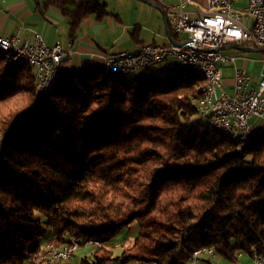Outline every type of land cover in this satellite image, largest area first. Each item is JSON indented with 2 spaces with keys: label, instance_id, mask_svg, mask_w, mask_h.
<instances>
[{
  "label": "trees",
  "instance_id": "obj_1",
  "mask_svg": "<svg viewBox=\"0 0 264 264\" xmlns=\"http://www.w3.org/2000/svg\"><path fill=\"white\" fill-rule=\"evenodd\" d=\"M34 1L59 9L73 35L107 15L104 0ZM6 55L0 48V264H49L37 258L43 246L71 237L99 244L79 264H185L201 247L232 263L264 253V138L243 145L209 130L195 115L202 76L62 69L38 102L34 69ZM123 229L135 236L115 255Z\"/></svg>",
  "mask_w": 264,
  "mask_h": 264
},
{
  "label": "built area",
  "instance_id": "obj_2",
  "mask_svg": "<svg viewBox=\"0 0 264 264\" xmlns=\"http://www.w3.org/2000/svg\"><path fill=\"white\" fill-rule=\"evenodd\" d=\"M153 1L162 6L172 32L177 37H184L177 40L176 44L166 46L145 44L132 52L97 54L95 56L99 63H107V70L110 72L143 70L158 73L182 64L202 66L209 74V83L196 102L195 115L204 120L206 126H224L228 131L239 134L242 143L246 141L248 133L264 131V74L253 81L247 67L238 64L239 59L247 64L249 58L229 54L221 49L232 44L264 49V0H246L244 12L235 8L234 0H206L207 7L203 11L186 10L188 0L173 3L168 0ZM244 15L251 19L250 26L244 23ZM0 41L5 46L19 48V55L32 58L37 74L42 77L40 94L44 91L50 74L62 67V62L73 54L70 50H63L58 44L48 46L38 33L22 44L14 37H0ZM261 63L264 64V60ZM223 65L232 68L230 89L223 84ZM252 117L261 122L258 130H254L249 123ZM55 241L53 239L44 245L47 246L46 259L54 258L55 263L69 260L71 247L78 241L69 239L68 244L58 247V254H49V246L55 245ZM97 246L96 241H84V248ZM92 251L93 249L88 251L87 258H90ZM215 255L212 248L201 247L191 253L185 264H198L204 257L210 262ZM238 256L241 257L242 254ZM251 259L252 264H264V253L259 254L253 247Z\"/></svg>",
  "mask_w": 264,
  "mask_h": 264
},
{
  "label": "crops",
  "instance_id": "obj_3",
  "mask_svg": "<svg viewBox=\"0 0 264 264\" xmlns=\"http://www.w3.org/2000/svg\"><path fill=\"white\" fill-rule=\"evenodd\" d=\"M104 1L107 15L102 19L90 17L84 20L73 35L68 18L57 8L51 7L42 13L34 0H0V37H14L19 44H22L38 33L48 46L58 44L63 50L72 51L73 54L63 61L62 69L79 73L98 69L99 60L95 56L97 54L132 52L145 44L162 46L171 44L166 32V28L168 31L170 28L163 8L157 2L153 0ZM176 1L168 0L170 3ZM245 4L246 0H234L235 8L241 12H244ZM206 7V0H188L185 8L189 11H203ZM243 21L246 25H251V19L245 15ZM172 40L176 43L179 37L177 40L173 38ZM243 47L248 50H241L240 48ZM253 50L255 49L244 44H232L228 45L224 51L249 58L247 64L242 59L238 60V64L246 66L249 76L255 81L260 76L253 78L255 67L261 62L247 55L246 52ZM221 69L227 88L230 89L232 68L223 65ZM144 73L146 74V71ZM249 123L254 130H258L261 124L255 117L250 118ZM83 252L84 250H81L80 254ZM239 258L242 259L243 264L251 262L243 255ZM69 263L71 262L66 264ZM199 264H210V262L204 257Z\"/></svg>",
  "mask_w": 264,
  "mask_h": 264
},
{
  "label": "bare ground",
  "instance_id": "obj_4",
  "mask_svg": "<svg viewBox=\"0 0 264 264\" xmlns=\"http://www.w3.org/2000/svg\"><path fill=\"white\" fill-rule=\"evenodd\" d=\"M0 48L7 52L6 58H7V61L9 63H11V62H18V63H24V64L26 63V64L30 65L31 68L34 69L33 73L35 74L34 76L36 78V99H37L38 102H40L41 99L43 97H45L48 94L49 91H51L52 89L55 88V86H56V84H57V82L59 80V77L61 75L62 67L57 68V70H55L54 72H52L50 74V76L48 77V83H47L44 91L40 94L41 88H42V77H41V75L37 74V68L35 67V65L33 63L32 58H29L26 55H19V48H13L11 46H5L2 41H0ZM14 56H17V57H14ZM98 67H102V68L107 69V63H99ZM175 71L180 72V73L194 72V73H197L198 75L202 76L204 78V80H205V82H204L205 84H204V86L202 88V92L205 91L206 84L209 83V74L206 72L205 68H203L202 66H194V65H190V64H182L180 67H171L170 69H167V70L158 71V73L162 74V75H169L170 73H173ZM112 73H116V74H119V75L131 76V75H134L136 72L135 71H127V70H115ZM176 76H177V74L173 75L172 78L174 79V78H176ZM206 127L209 130L222 133V134H224V135H226V136H228V137H230L232 139L239 140V142L241 141L239 134H236L233 131H228L226 129V127H224V126H206ZM254 138H259V139L260 138H264V131H255V132L248 133L247 134V139L243 143V145L248 144ZM241 145H242V143L240 144V146ZM69 239L75 240L73 237H71ZM88 241H92V240H88ZM80 246L81 245L79 244V242H77V244L75 246L71 247V256H72L73 252L75 250H77ZM82 246L84 248V242H83ZM49 254H58V246H56V245L49 246ZM46 256H47V246H43V248L37 254V258L39 260L40 259L41 260H45L49 264H54L55 263V259L54 258H47L46 259ZM87 257H88V254L84 257V259L88 261L89 258H87ZM88 262H90V261H88Z\"/></svg>",
  "mask_w": 264,
  "mask_h": 264
},
{
  "label": "rangeland",
  "instance_id": "obj_5",
  "mask_svg": "<svg viewBox=\"0 0 264 264\" xmlns=\"http://www.w3.org/2000/svg\"><path fill=\"white\" fill-rule=\"evenodd\" d=\"M183 37H184L183 35L179 36V40L182 39ZM246 53H247V55L249 57H251L254 60H257V61H260V62L264 60V50L261 49V48H257V49H255L253 51H249V52H246ZM262 73L264 74V64L263 63L256 64L255 73H254L255 75L253 76V78H257ZM175 74H180V72L175 71V72L170 73L169 75H166V76L167 77L170 76V78H172L173 75H175ZM161 75L162 74H159V73L156 74V73H147V72L145 74L143 70H139L136 74L133 75V77L138 78V79H149V78H156L157 76L159 77ZM223 84L226 85V87H227V84H226V82H225L224 79H223ZM231 86H232V84H231ZM134 236H135V231H133L131 229L130 230L129 229H123L121 232H119L114 237V239L112 241V245H113L112 250H113V253L115 255H118L121 252L122 245H125V246L126 245H130L132 243L133 239H134ZM98 246H99V244H98ZM90 249H91V247H89V248H83V246L81 244V246L77 250H75L73 252L74 255L72 254L73 256H71V258L69 260L62 261V264H66L67 262H71L69 264H72V263L73 264H79L81 262L82 258H84V253H81L80 254V251L81 250H84V252L86 253ZM94 249H95V247L93 248V250ZM244 258H248L252 262L251 257L244 255ZM207 260H208V258H207ZM210 262L212 264H243L242 259H240V258H239L238 262L232 263V262L225 261L224 259H222L218 255H215L214 258H211V261ZM251 262H250V264H252Z\"/></svg>",
  "mask_w": 264,
  "mask_h": 264
},
{
  "label": "water",
  "instance_id": "obj_6",
  "mask_svg": "<svg viewBox=\"0 0 264 264\" xmlns=\"http://www.w3.org/2000/svg\"><path fill=\"white\" fill-rule=\"evenodd\" d=\"M166 32L168 33V37H169V41H170V43H171V44H176V43L171 39V36L169 35L170 33H169V31L167 30V28H166ZM221 49L224 50V49H227V47H222ZM240 49L243 50V51L248 50V49L245 48V47L240 48ZM263 50H264V49H263Z\"/></svg>",
  "mask_w": 264,
  "mask_h": 264
}]
</instances>
